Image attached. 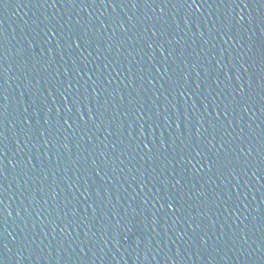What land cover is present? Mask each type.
<instances>
[{"label":"water","instance_id":"obj_1","mask_svg":"<svg viewBox=\"0 0 264 264\" xmlns=\"http://www.w3.org/2000/svg\"><path fill=\"white\" fill-rule=\"evenodd\" d=\"M0 264H264V0H0Z\"/></svg>","mask_w":264,"mask_h":264}]
</instances>
